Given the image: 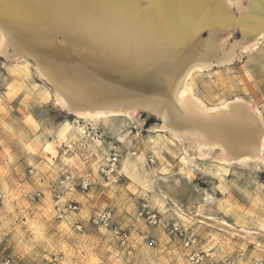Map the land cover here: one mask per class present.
I'll list each match as a JSON object with an SVG mask.
<instances>
[{
  "label": "rangeland",
  "instance_id": "rangeland-1",
  "mask_svg": "<svg viewBox=\"0 0 264 264\" xmlns=\"http://www.w3.org/2000/svg\"><path fill=\"white\" fill-rule=\"evenodd\" d=\"M239 37L235 30L229 40ZM16 63L0 53V264H50L54 255L56 264H189L184 238L190 234L206 262L264 264L260 160L219 163L185 151L145 110L78 116L53 103L30 62ZM188 83L211 106L240 96L264 114V36L229 62L193 71ZM164 189L181 204L189 201L197 218L178 210ZM57 193L77 209L58 217ZM143 207L157 214L156 225L140 215ZM96 208L110 209L128 231L126 246L89 221ZM213 216L252 234L243 236Z\"/></svg>",
  "mask_w": 264,
  "mask_h": 264
},
{
  "label": "bare ground",
  "instance_id": "bare-ground-1",
  "mask_svg": "<svg viewBox=\"0 0 264 264\" xmlns=\"http://www.w3.org/2000/svg\"><path fill=\"white\" fill-rule=\"evenodd\" d=\"M235 30L240 37L230 41ZM261 36L264 0H0V53L30 62L54 104L95 119L145 110L185 151L219 163L264 164V114L240 96L211 106L188 79L253 49ZM163 193L197 218L189 201Z\"/></svg>",
  "mask_w": 264,
  "mask_h": 264
},
{
  "label": "built area",
  "instance_id": "built-area-1",
  "mask_svg": "<svg viewBox=\"0 0 264 264\" xmlns=\"http://www.w3.org/2000/svg\"><path fill=\"white\" fill-rule=\"evenodd\" d=\"M67 186H69V189H74V182L69 181L66 183ZM86 182L82 181L80 184V187H85ZM3 194L0 190V213H1V207L3 205ZM55 209L57 212L58 217H62L67 212H72L77 209V203L73 200H61L60 193L56 194V202H55ZM145 211L144 214H140L144 217V219L147 221L150 225H156L159 222V218L157 214L154 212H151L149 209H145L143 207V210ZM89 221L97 226H102L108 230L111 231V233L117 238L118 243L120 246L124 247L128 244L129 239V233L127 230H125L123 227L118 225L113 218V214L110 209L107 208H96L91 211L88 217ZM75 227L80 229L81 224L76 223ZM151 241H153L151 239ZM195 243V237L191 234L189 236H186L184 238V245L190 247L188 253H187V260L189 264H214L213 262H206L203 252L197 250L194 247ZM57 262V256H53L52 260L50 261V264H56ZM217 264H234V261L231 258H228L226 260L221 261Z\"/></svg>",
  "mask_w": 264,
  "mask_h": 264
},
{
  "label": "water",
  "instance_id": "water-1",
  "mask_svg": "<svg viewBox=\"0 0 264 264\" xmlns=\"http://www.w3.org/2000/svg\"><path fill=\"white\" fill-rule=\"evenodd\" d=\"M206 31H207V28L203 29V30L201 31V33L203 34V33H205Z\"/></svg>",
  "mask_w": 264,
  "mask_h": 264
}]
</instances>
